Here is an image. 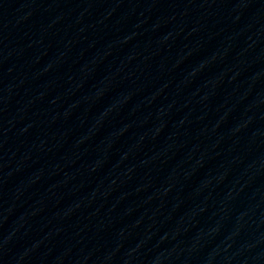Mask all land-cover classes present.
<instances>
[{
	"label": "water",
	"instance_id": "1",
	"mask_svg": "<svg viewBox=\"0 0 264 264\" xmlns=\"http://www.w3.org/2000/svg\"><path fill=\"white\" fill-rule=\"evenodd\" d=\"M9 264H264V0H54Z\"/></svg>",
	"mask_w": 264,
	"mask_h": 264
}]
</instances>
